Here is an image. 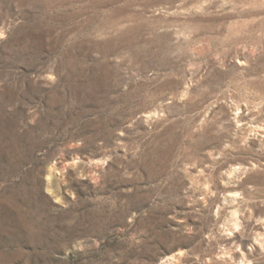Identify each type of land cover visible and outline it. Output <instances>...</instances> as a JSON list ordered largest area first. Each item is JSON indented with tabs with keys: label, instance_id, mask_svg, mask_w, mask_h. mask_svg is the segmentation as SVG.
<instances>
[{
	"label": "rangeland",
	"instance_id": "374dc122",
	"mask_svg": "<svg viewBox=\"0 0 264 264\" xmlns=\"http://www.w3.org/2000/svg\"><path fill=\"white\" fill-rule=\"evenodd\" d=\"M0 264H264V0H0Z\"/></svg>",
	"mask_w": 264,
	"mask_h": 264
}]
</instances>
